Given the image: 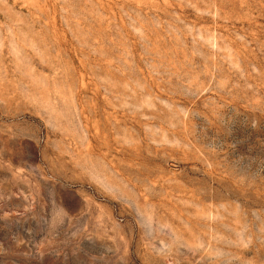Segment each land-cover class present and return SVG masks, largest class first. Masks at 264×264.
Masks as SVG:
<instances>
[{"label":"rangeland","instance_id":"1","mask_svg":"<svg viewBox=\"0 0 264 264\" xmlns=\"http://www.w3.org/2000/svg\"><path fill=\"white\" fill-rule=\"evenodd\" d=\"M0 264H264V0H0Z\"/></svg>","mask_w":264,"mask_h":264}]
</instances>
